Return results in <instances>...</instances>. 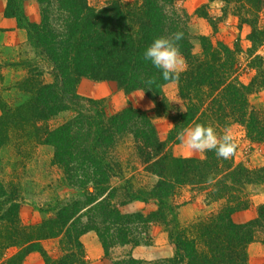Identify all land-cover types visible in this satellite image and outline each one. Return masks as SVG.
Returning a JSON list of instances; mask_svg holds the SVG:
<instances>
[{
	"label": "trees",
	"instance_id": "16d2710c",
	"mask_svg": "<svg viewBox=\"0 0 264 264\" xmlns=\"http://www.w3.org/2000/svg\"><path fill=\"white\" fill-rule=\"evenodd\" d=\"M25 1L8 0L6 15L28 32L42 62L51 65L54 80L45 84L42 73H32L15 87L12 97L0 93V154L6 146H25L31 138L52 146L54 164L83 198L58 201L42 210L48 214L42 223L26 225L20 217L25 198L16 184L2 180L0 165V264H23L32 252L41 253L46 264H88L84 234L95 232L110 258L114 247L150 246L152 224H161L168 234L174 248L171 258L143 262L129 256L111 264H247L248 248L259 233L264 244V204L250 223L238 225L232 217L264 191V167L250 168L240 161L238 146L228 159L217 157L215 151L202 158L176 156L171 147L181 144L179 132L197 124L213 127L218 135L238 125L248 141L264 146V106L250 100L264 91V58L259 54L264 46V0H209L221 3L223 16H233L239 28L249 29L250 47L244 50L239 41L229 46L198 36V54L189 31L190 16L180 0H111L102 8L90 0H36L39 23L26 18ZM207 8L201 6L196 15L211 21ZM178 31L184 34L178 47L186 68L177 79L165 81L142 54L156 37ZM243 56L255 72L249 83L242 81ZM81 79L112 81L126 94L143 91L155 108L145 112L128 107L109 116L103 102L78 94ZM172 82L185 108L175 116L164 94ZM66 111L75 113L72 120L55 130L43 127ZM162 116L171 117L174 124L166 141L153 122ZM128 144L135 146L144 170L157 177L149 189H136L125 177L116 153ZM116 178L123 181L119 188L112 186ZM182 191L203 195L208 204L219 207L184 227L178 219L182 204L174 201ZM119 194L124 200L117 204ZM132 202L152 203L157 210L149 215L123 213L121 206ZM46 240L59 241L57 258L45 251ZM10 250L15 253L8 255Z\"/></svg>",
	"mask_w": 264,
	"mask_h": 264
},
{
	"label": "crops",
	"instance_id": "0c3cea01",
	"mask_svg": "<svg viewBox=\"0 0 264 264\" xmlns=\"http://www.w3.org/2000/svg\"><path fill=\"white\" fill-rule=\"evenodd\" d=\"M124 2H133L135 0H123ZM8 0H0V93L5 98L15 95L16 86L24 82L33 69H40V58L36 55L34 47H32L28 32L22 28L18 21L13 17L6 15ZM186 10L190 15L198 8L189 7L185 5ZM23 10L26 18L31 23L40 22V7L36 0H26L23 4ZM203 20V19H199ZM204 26L203 32L200 35L208 36L211 34V29L203 21H198ZM183 61L179 72L185 69V60ZM42 80L45 84H51V72L45 70L42 73ZM15 88V89H14ZM170 88V94L175 97L178 85L172 82L165 86L164 93L168 95L167 90ZM10 90V91H9ZM78 94L86 99L92 100H110L109 111L111 114L120 112L126 105H130L138 109H154V102L142 91H135L126 94L122 91L118 84L112 81L96 82L89 79H81L78 84ZM264 95V92H262ZM261 95V93H259ZM264 97V96H263ZM113 109V110H112ZM1 116V112H0ZM158 123L163 125V131L160 136L162 141H166L167 132L173 127V123L169 119H157ZM4 150V149H3ZM2 150V152H3ZM174 155L188 157V158H202L204 153L196 152L189 149L185 144L175 145L172 148ZM1 152V153H2ZM245 156H239V160L246 162L250 168H259L264 166V146H254L251 154L246 153ZM178 219L181 225H188L192 223L198 216L205 213H210L218 209L219 205L208 204L205 196H193L189 192L180 201ZM264 204V191L252 196L250 207L245 210L234 213L232 219L238 225L250 223L258 218V208ZM155 206V205H154ZM151 204L141 202H132L127 205L121 206L123 213H137L146 210H154ZM20 217L22 222L26 225H38L44 220L41 212L33 207L23 204L20 208ZM151 235L153 237V244L150 246L132 247L119 246L110 250V258L106 257L105 250L98 238L97 234L90 231L81 237V242L84 247L86 259L88 264H111L112 261L128 258L132 256L134 259L143 261H155L163 258H171L174 254V248L164 253L163 247L159 246L158 239L162 242L169 240L167 233L160 227L152 228ZM155 233L156 235H154ZM263 234H258V240L252 243L248 248V263L247 264H264V244L261 242ZM170 242V241H169ZM171 244V243H170ZM45 251L53 258L59 256V241L46 240L43 242ZM15 253V250H10L8 255ZM23 264H46L44 257L39 252H32L26 256Z\"/></svg>",
	"mask_w": 264,
	"mask_h": 264
},
{
	"label": "rangeland",
	"instance_id": "374dc122",
	"mask_svg": "<svg viewBox=\"0 0 264 264\" xmlns=\"http://www.w3.org/2000/svg\"><path fill=\"white\" fill-rule=\"evenodd\" d=\"M90 1L92 5L102 8V7H105V3L107 1H111V0H90ZM119 1L122 4H133L138 0H135L133 2H124L123 0H119ZM187 4H189V7L191 8H194L195 6H197L198 8H200L201 6L208 7L207 10H204V12L209 14V16L212 18L211 21H208L207 19H204V18H199L196 15V11L192 13V15H190L185 8V5ZM180 6L190 16L189 31L194 36L193 43H194V52L196 54H198L201 51V44L197 38L198 36H205V35L199 34L200 32H203L204 26L198 23V21L199 22L203 21L205 25L210 27L211 34L208 35L207 37L220 40L221 42L228 44L229 46H234L236 42L239 41L241 43L240 45L242 46L244 50H247L250 47V43L247 40L249 29L239 28L238 21L233 16L231 15L223 16L221 12V7H222L221 3H218V2L209 3V0H180ZM199 19H203V20H199ZM32 47L34 46L32 45ZM259 54L263 56L264 58V46L259 50ZM36 55L40 58V64L42 68L33 69V71L30 73V76L32 75V73L33 75L37 73L41 74L45 72V70H50L51 72V69H52L51 65L48 63L44 64L42 62L44 59H42V57L39 56L37 51H36ZM242 63H243V68H244L242 81L244 83H249L253 79L255 72L248 68L245 56L242 57ZM185 68H186V62H185ZM51 79L53 83L54 79H53L52 73H51ZM121 90L123 91V89ZM169 91H170V88L167 90V92ZM164 94H165V97L170 102L172 109H173L170 115L175 116L184 111L185 109L184 104L179 97L178 89L176 91L175 97H173L170 94V92L168 93V95H166V93ZM263 96L264 95L262 92H261V95L254 94L250 97V100L253 105L262 107L264 106ZM94 101H98V100H94ZM99 102L104 103L107 114L110 116L111 115L109 111L110 100H100ZM128 107H132V106L126 105V108ZM154 108H155V105H154ZM135 109H138V108H135ZM139 110H142L145 112H151L153 109L151 110L139 109ZM74 116H75V113L73 111L62 112L58 116L52 118L47 123L42 124V125L43 127H47L48 129L55 130L58 127L67 123L68 121L72 120ZM157 119H169L172 121V118L169 116H162V117H155L153 119L154 125L158 132V136L161 139L162 136L160 135L162 134V131H163V125L161 123H164V122L158 123ZM170 131L167 132V137ZM231 131L233 134V138L237 146L239 147L238 156L240 157L245 156L247 155L246 153L251 154V150H254V146H259L258 144L251 143L245 138L244 133L240 126L235 125L234 127H232ZM27 141L28 143L25 146H21L19 144L18 146L8 145L4 148L3 152L1 151L2 153L0 154V165L2 168V172H3L2 180L6 184H13V185L16 184L18 190L20 191L22 196L25 198V202L22 203V205L23 204L29 205L33 207L34 209H36L37 211L41 212L45 220L48 217V214L44 213L42 211L43 209L47 210L50 207L56 206V203L58 201H63L67 203V202H72L74 200H81L83 198V193L81 192V190L70 186V184L67 182L65 178V174L62 168L54 164V148L52 146L38 145L37 141H35V139L33 138L28 139ZM174 146L171 147L172 153H173L172 148ZM116 156L119 162L122 164L125 177L129 178L133 182L134 188L149 189L153 185H155V183L157 182V177H155L154 175L148 174L144 170V167H142V164H141V160L135 152V146L128 144L125 148H122L121 150L118 149ZM245 164L248 166L246 162ZM122 185H123L122 179L116 178L112 181V186L115 188H119ZM187 193L188 191H182L180 196L174 201L177 203H180V201H182V198ZM123 200H124V197L119 194L118 199H117V204H120ZM150 204H151V207L154 206V204L152 203ZM156 210H157V207H155L154 210H151V211L146 210L140 213L149 215L155 212ZM126 214H133V213H126ZM205 214H208V213H205ZM156 226L160 227L165 232L164 227L161 224H152L149 230V236L152 241L151 245L153 244V237L151 235L152 234L151 231H152V228H155ZM182 226L186 227L187 225H182ZM153 234L156 235L155 233ZM158 241H159V246L163 247V250H164L163 252L166 254L171 249V247H173V245L170 244L169 240H165V242H162L161 239L159 238ZM163 259H167V258H163ZM163 259H159V260H163ZM159 260H155L151 262H156ZM139 261H143V260H139ZM143 262H148V261H143Z\"/></svg>",
	"mask_w": 264,
	"mask_h": 264
},
{
	"label": "clouds",
	"instance_id": "9594fccd",
	"mask_svg": "<svg viewBox=\"0 0 264 264\" xmlns=\"http://www.w3.org/2000/svg\"><path fill=\"white\" fill-rule=\"evenodd\" d=\"M183 36V32L178 31L171 37H156L143 51V59L150 62L165 81L177 79L179 76L178 70L183 61L178 42ZM147 83L150 85L152 80L149 79ZM178 139L193 151L200 153L215 151L216 156L223 159L230 158L237 148L230 128L222 135H218L213 127L197 124L179 132Z\"/></svg>",
	"mask_w": 264,
	"mask_h": 264
}]
</instances>
